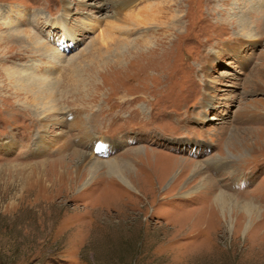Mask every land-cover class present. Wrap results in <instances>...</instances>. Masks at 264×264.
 I'll use <instances>...</instances> for the list:
<instances>
[{
  "label": "rangeland",
  "instance_id": "1",
  "mask_svg": "<svg viewBox=\"0 0 264 264\" xmlns=\"http://www.w3.org/2000/svg\"><path fill=\"white\" fill-rule=\"evenodd\" d=\"M0 264H264V0H0Z\"/></svg>",
  "mask_w": 264,
  "mask_h": 264
},
{
  "label": "bare ground",
  "instance_id": "2",
  "mask_svg": "<svg viewBox=\"0 0 264 264\" xmlns=\"http://www.w3.org/2000/svg\"><path fill=\"white\" fill-rule=\"evenodd\" d=\"M22 15V14H21ZM6 21H4V26H5V28H10L11 26H13V25H15L16 23H13L12 22V20L11 21H8L7 19H5ZM16 42H18V44H20V45H23V44H27V45H32V46H36V45H38L39 44V42L37 41V39H36V36L35 35H33V33H29V32H27V33H23V37H16ZM45 50H47L46 48H45ZM52 83H46V85H43L42 87H37L38 89H39V91H38V93H40V94H44V93H47V90H46V88H48L50 85H51ZM50 95H52V93H49ZM48 97V96H47ZM35 101H37V99H35ZM225 166V164H223V163H220V165L218 166V167H224ZM110 172H119V170L118 169H116L115 167H113L111 170H110ZM121 180H123V181H125L126 183L125 184H127V186L130 184V182L128 181V179L127 178H125V177H123V176H121ZM90 181V180H89ZM131 185V184H130ZM132 188H134L133 186H131ZM37 189L38 188V190H35L36 191V194H38L37 195V198H38V196H40V192H42V191H44V190H46V188H44V186L42 185V183L41 182H39V183H37V186H35L34 187V189ZM134 190H135V188H134ZM184 191H182L181 193H179L180 195H184L185 193H183ZM45 193H46V191H45ZM39 200V199H38ZM37 200V201H38ZM215 205H219V206H221L223 209H225V207H226V205L228 206V203H231L229 200H230V198L228 199V198H225L223 195H217V197L215 198ZM230 205V204H229ZM231 206H232V204H231ZM215 212V211H214ZM229 216V215H228ZM229 221H230V219H229ZM228 221V222H229ZM231 224V223H230ZM230 228V227H229Z\"/></svg>",
  "mask_w": 264,
  "mask_h": 264
}]
</instances>
